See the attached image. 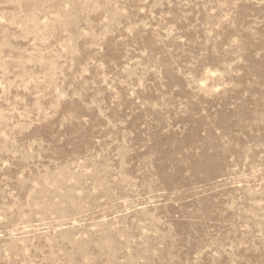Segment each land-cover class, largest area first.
<instances>
[{"label":"rangeland","instance_id":"rangeland-1","mask_svg":"<svg viewBox=\"0 0 264 264\" xmlns=\"http://www.w3.org/2000/svg\"><path fill=\"white\" fill-rule=\"evenodd\" d=\"M0 264H264V0H0Z\"/></svg>","mask_w":264,"mask_h":264}]
</instances>
